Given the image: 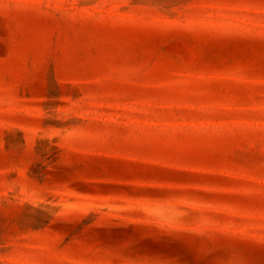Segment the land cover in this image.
<instances>
[{"label":"rangeland","instance_id":"1","mask_svg":"<svg viewBox=\"0 0 264 264\" xmlns=\"http://www.w3.org/2000/svg\"><path fill=\"white\" fill-rule=\"evenodd\" d=\"M0 264H264V0H0Z\"/></svg>","mask_w":264,"mask_h":264}]
</instances>
